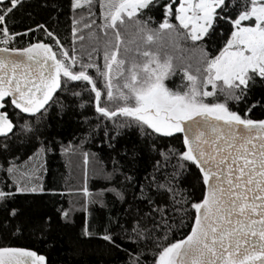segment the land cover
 <instances>
[{
    "label": "snow or ice",
    "instance_id": "obj_1",
    "mask_svg": "<svg viewBox=\"0 0 264 264\" xmlns=\"http://www.w3.org/2000/svg\"><path fill=\"white\" fill-rule=\"evenodd\" d=\"M21 7L23 0H0V153H8L12 137L37 147L24 162L5 155L0 164V230L24 226L13 223L19 211L8 207L16 193L45 191L42 157L51 147L40 128L49 108L78 107L93 112L84 116V140L102 132L114 150L117 138L136 135L125 155L146 152L151 166L137 181L113 159L111 171L96 173L106 186L92 192L89 153H81L80 210L107 207L106 194L131 205L124 217L109 215L100 232L85 219L81 237L124 253L121 264H264V118L249 116L264 110V98L248 100L257 80L264 85V0H68L66 36L38 24L49 42L16 47L15 37L35 32L10 31ZM157 8L159 21L148 15ZM165 138L179 147L161 143ZM192 176L198 198L182 186ZM183 229L190 230L175 239ZM0 264L48 261L0 245Z\"/></svg>",
    "mask_w": 264,
    "mask_h": 264
},
{
    "label": "trees",
    "instance_id": "obj_2",
    "mask_svg": "<svg viewBox=\"0 0 264 264\" xmlns=\"http://www.w3.org/2000/svg\"><path fill=\"white\" fill-rule=\"evenodd\" d=\"M164 2L165 0H160V3ZM94 11L98 15V8ZM148 15H151L155 21L161 19L159 8ZM69 19L68 0H23V7L14 12L13 18L9 22V28L11 32L18 33H23L29 28L35 29L34 33L29 32L28 35L18 36L17 47H24L33 42H49L43 32L36 28L38 24H43L48 30L54 31L61 37L66 36ZM219 31L226 32L227 25L222 23ZM173 80L178 82L177 78H173ZM169 83L172 86V82ZM262 98H264V85L257 80L248 93V100L254 103ZM229 107L235 108L236 106L229 102ZM244 107V103L239 104V109L243 110ZM84 116L93 117L92 110H81L77 107L68 108L64 112L58 113L55 106L49 108L44 125L40 128L42 133L40 139L49 142L51 147V151L42 157L44 170L41 173L40 182L45 191L15 194L8 207H15L19 211L18 219L13 223H22L24 226L19 232H15L13 228L0 230V245L36 251L47 257L48 264H121V261L125 259L124 253L111 248L106 242L80 236L85 219L89 224L95 223L96 231L100 232L101 225L109 215L118 213L124 217L131 207L130 204L116 201L111 194H106L103 199L107 207H101L99 204L90 207V215L80 210L83 197L78 190L83 185L85 168L81 153H89L87 186L92 192L106 186L105 181L98 179L96 173L101 168L111 171L113 159L125 165L122 171L127 170L128 174L134 175L137 181L143 180L144 176L151 172L149 154L141 152L134 160L125 155L126 151L137 143L136 135L117 138L114 150L101 139L102 132L84 140L83 138L88 134L89 126L84 122ZM249 116L264 118V110L257 106L249 113ZM23 118L22 116L21 122H23ZM94 122V118L89 121V123ZM161 143H171L174 147H179L180 141L165 138ZM69 145L71 149H76L75 154L71 149L67 154L61 151L63 146ZM36 147L34 141L21 143L19 138L12 137L8 153H0V164L4 163L5 155L8 160L18 157L19 162H24L33 155ZM194 179V176L189 177L188 180L183 181L182 186L191 188L195 197L198 198L200 195L199 186L191 187ZM5 183L11 182L5 181ZM128 191L129 200H131L132 189ZM58 209L68 210L70 218L68 220L62 218ZM134 211L135 209H133ZM5 216L4 208L0 206V222L5 219ZM189 230L183 229L175 233L174 238H183V235Z\"/></svg>",
    "mask_w": 264,
    "mask_h": 264
},
{
    "label": "built area",
    "instance_id": "obj_3",
    "mask_svg": "<svg viewBox=\"0 0 264 264\" xmlns=\"http://www.w3.org/2000/svg\"><path fill=\"white\" fill-rule=\"evenodd\" d=\"M17 38H18V36L15 37V44H14V46H16V47H17Z\"/></svg>",
    "mask_w": 264,
    "mask_h": 264
},
{
    "label": "water",
    "instance_id": "obj_4",
    "mask_svg": "<svg viewBox=\"0 0 264 264\" xmlns=\"http://www.w3.org/2000/svg\"><path fill=\"white\" fill-rule=\"evenodd\" d=\"M45 256V255H44ZM46 257V256H45ZM46 259H47V257H46ZM48 261V260H47Z\"/></svg>",
    "mask_w": 264,
    "mask_h": 264
}]
</instances>
